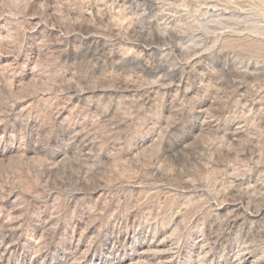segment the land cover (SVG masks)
Segmentation results:
<instances>
[{
    "label": "rangeland",
    "instance_id": "obj_1",
    "mask_svg": "<svg viewBox=\"0 0 264 264\" xmlns=\"http://www.w3.org/2000/svg\"><path fill=\"white\" fill-rule=\"evenodd\" d=\"M0 264H264V0H0Z\"/></svg>",
    "mask_w": 264,
    "mask_h": 264
}]
</instances>
